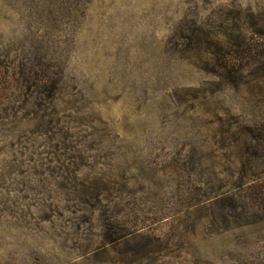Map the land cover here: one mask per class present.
Wrapping results in <instances>:
<instances>
[{"label": "rangeland", "instance_id": "1", "mask_svg": "<svg viewBox=\"0 0 264 264\" xmlns=\"http://www.w3.org/2000/svg\"><path fill=\"white\" fill-rule=\"evenodd\" d=\"M0 264H264V0H0Z\"/></svg>", "mask_w": 264, "mask_h": 264}]
</instances>
